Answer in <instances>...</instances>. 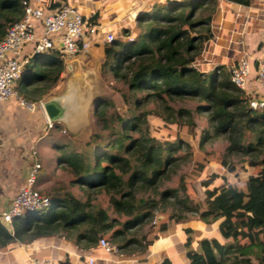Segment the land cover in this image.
<instances>
[{
  "label": "trees",
  "instance_id": "trees-1",
  "mask_svg": "<svg viewBox=\"0 0 264 264\" xmlns=\"http://www.w3.org/2000/svg\"><path fill=\"white\" fill-rule=\"evenodd\" d=\"M23 1L0 0V40L21 20ZM226 1L248 6L252 0ZM216 9V0L155 4L139 17L134 32L124 28L116 40L103 44L100 71L128 85L129 93L122 96L127 116L110 112L102 100L96 117L103 135L92 133L81 152L60 148L58 159L73 174L71 185L84 187L88 199L66 188L53 191L48 210L14 219L10 232L0 224V251L45 238H62L84 249L109 233L123 258L141 257L181 227L188 236L184 264H264V110L249 108L250 96L230 81L226 66L212 62ZM38 57L44 61L28 72ZM30 64L17 92L34 103L64 67L57 52L34 56ZM150 104L154 108L148 109ZM149 116L161 122L163 139L152 135ZM186 138L197 140V153ZM220 139L226 143L223 153L206 150ZM186 164L191 169L179 186L161 190ZM98 192L107 195L110 208L126 222L110 223L104 210L91 205L90 195ZM167 207L174 212L156 224L155 213ZM186 214L205 231L216 226L223 241L200 238L191 247L194 232ZM144 226L140 240L126 238ZM158 264L173 263L163 258Z\"/></svg>",
  "mask_w": 264,
  "mask_h": 264
},
{
  "label": "crops",
  "instance_id": "crops-1",
  "mask_svg": "<svg viewBox=\"0 0 264 264\" xmlns=\"http://www.w3.org/2000/svg\"><path fill=\"white\" fill-rule=\"evenodd\" d=\"M162 1L141 0L132 4L152 7ZM216 1L217 9L212 21V62L220 63L229 70L240 59L246 58L250 73L244 92L257 96L260 87L255 78L256 70L259 61L264 59V0H252L248 6L226 0ZM42 3L45 7L47 4L73 6L84 18L97 22L103 28V33L121 36L120 28L130 30L132 27L130 24L116 26L120 22L117 13L122 9L116 13L114 10H117V6L108 7L104 0H42ZM111 19L114 22H110ZM30 53L29 45L23 49L22 56ZM80 57L88 60L90 65H99L104 58L103 45L96 44L86 56ZM77 58L62 60L64 69L58 80L43 98L33 103V110L22 107L14 99L0 102V212L8 207L24 183L29 168L26 163L28 146L36 149L39 142L50 139L55 130L66 128L71 139L89 130L93 122L90 85L86 83L83 73L77 72L84 64ZM49 104L56 111V119H52L45 108ZM47 121L52 122L53 129L47 128ZM43 147L47 148V145ZM53 147L62 153L60 146ZM195 225V229L203 230L194 222L189 226ZM184 239V232L178 227L173 233L154 242L143 256L120 258L106 254L97 245L82 249L62 238H45L33 244L16 243L0 251V264H62L65 261L68 264H88L89 258L93 259V264H158L163 258H169L173 264H184Z\"/></svg>",
  "mask_w": 264,
  "mask_h": 264
},
{
  "label": "built area",
  "instance_id": "built-area-1",
  "mask_svg": "<svg viewBox=\"0 0 264 264\" xmlns=\"http://www.w3.org/2000/svg\"><path fill=\"white\" fill-rule=\"evenodd\" d=\"M22 10L21 20L12 25L0 40V102L14 99L22 107L33 110L34 104L25 102L19 96L17 82L23 80L24 69L34 56L49 52H57L62 60L86 56L96 44H110L116 36L110 32L103 33L99 24L84 18L78 9L67 4L48 9L42 0H27L22 2ZM127 40L132 41V38ZM29 45L31 53L22 56L23 49ZM229 73L230 81L244 91L250 73L248 60L240 59L229 68ZM255 78L260 93L250 96L249 108L261 111L264 110V59L258 63ZM47 128H54L52 122L47 121ZM39 170L38 163L29 168L23 185L8 207L0 212V219L9 226L16 218L34 211L44 212L51 207L50 198L39 193L35 187ZM97 247L108 255L123 258L116 246L102 236H99ZM88 264H93L92 258L88 259Z\"/></svg>",
  "mask_w": 264,
  "mask_h": 264
},
{
  "label": "rangeland",
  "instance_id": "rangeland-1",
  "mask_svg": "<svg viewBox=\"0 0 264 264\" xmlns=\"http://www.w3.org/2000/svg\"><path fill=\"white\" fill-rule=\"evenodd\" d=\"M181 1L182 0H163L162 2L157 3L156 6H166V5L169 6L173 2H181ZM104 2H106L105 5L108 7L112 6L114 8L115 6H117L116 7L117 10H114L116 11V13L118 10L122 9L120 13H117L120 22L118 24L116 23V26H118L119 24H123L124 26L125 24L126 25L130 24L132 25L130 31H133V28L137 26L139 17L142 16L143 14H147L148 11L151 10L152 8L150 7V5L145 7L144 5L137 6L136 4H132L134 2H141V0H115V1L104 0ZM148 18L149 17H147L146 20ZM110 22H114L113 19H111ZM119 32L121 35L123 32L121 28ZM129 37H131V35H129ZM43 59H44L43 57H38L37 61L30 64V66L27 68L28 72H32L33 69H35V67L37 66L35 65V63H42L41 61H44ZM71 59H75V58H71ZM77 60L81 63L82 62L84 63L81 66V69L77 71L78 74L83 73L84 77L86 78V83L90 85L89 94H90V103H91L90 105L92 110L91 114L93 115V119H92L93 122L91 123L89 130L83 131V133H81L75 139H71L69 131L66 128H64L62 130L61 129L55 130L54 133L50 136V139L45 138L41 140L38 144V147H36V149L34 146H33L34 148H32L31 147L32 145L28 146V148H26V163L28 162V165L27 164L26 165L27 167L30 168L34 163H39L40 170L37 176L35 187L38 190V192L41 193L42 195H45L50 198V195L53 191L59 190L61 188H66L67 191L73 193L76 197L84 201L88 199L85 188L77 185H71V182H73L74 180V176L65 165H62L59 162L58 159L62 156V153L60 152V150L54 148L53 145L60 146L65 150V152H69V151L81 152L84 145L87 142H89L92 133H97L100 135H103L104 133L96 117L97 108L100 107L99 103L102 100H105L110 104L108 106L109 107L108 110H110V112L114 109L118 113L127 116L125 112L126 106L123 104L122 96L123 94H128L129 92H128V85L125 82L111 76L109 73H101L100 71L101 63L99 65L98 64L95 65L94 63L90 65L87 63L88 60L82 59L81 57H78ZM21 82L22 80H19L17 82V87ZM187 106H190V104H187ZM149 108H154V107L152 104H150L148 106V109ZM147 120L149 125H151L152 135L157 139H163L161 135L162 131L161 130L159 131L158 128L162 125L159 119L149 116L147 117ZM203 125H204L203 120H201L199 122V129L202 128ZM199 129L197 131H199ZM197 138H198V132H196V139ZM186 139L190 141L192 145L193 153L194 152L197 153V147H196L197 140L190 138H186ZM44 144L47 145V148L43 147ZM225 147H226V143L220 139L214 144L208 146L206 150L223 153ZM190 169H191V164H186L182 166L179 170H177L176 174H174L169 181L164 183V185L161 187V190L166 188H173V189L177 188L179 186L180 181L184 180V178L188 175ZM178 194L179 196H182L181 192H179ZM187 194L192 195L191 190H188ZM148 195L144 194L141 196L146 197ZM89 200L91 202V205L94 206V208H100L106 212L110 223L111 221L112 222L116 221L119 223L126 222L127 218L118 216L110 208L107 195L98 192L96 194L90 195ZM172 212L174 211L171 207H167L165 213L156 212L155 213L156 224L158 222H163L167 220V218ZM186 216L188 218V221L190 220L193 222L192 215L186 214ZM115 228L117 229L119 227L115 225ZM147 228H148L147 226H144L142 228H137L132 231H129L126 235V238L130 239L134 237L140 240L141 239L140 237H142L143 234L147 231ZM189 228L194 232L193 235H191L192 239L191 242L189 243L191 247L193 246L195 247V245H197L198 240L200 238H208L209 240L213 239L221 242L223 241L219 233V230L216 226H212V228L209 231L197 230L195 229L196 225L189 226ZM184 236H185L184 239V243H185V240L186 238H188V236L186 234H184ZM102 237L107 239L108 241L110 239L109 233L107 235H103ZM133 250L138 251L139 247H134Z\"/></svg>",
  "mask_w": 264,
  "mask_h": 264
},
{
  "label": "water",
  "instance_id": "water-1",
  "mask_svg": "<svg viewBox=\"0 0 264 264\" xmlns=\"http://www.w3.org/2000/svg\"><path fill=\"white\" fill-rule=\"evenodd\" d=\"M45 108H46V110H47V112H48V114H49V116L52 118V119H56L58 116H54L56 113H54V112H56L55 110H54V107L51 105V104H49V105H47V106H45ZM158 219V218H157ZM0 224L3 226V227H5L9 232H10V226L7 224V223H5V222H3V220L2 219H0Z\"/></svg>",
  "mask_w": 264,
  "mask_h": 264
}]
</instances>
